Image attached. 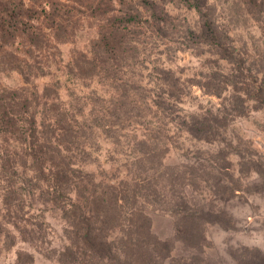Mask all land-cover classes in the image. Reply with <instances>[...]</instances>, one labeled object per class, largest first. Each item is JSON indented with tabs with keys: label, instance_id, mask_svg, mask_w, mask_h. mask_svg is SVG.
I'll return each instance as SVG.
<instances>
[{
	"label": "trees",
	"instance_id": "16d2710c",
	"mask_svg": "<svg viewBox=\"0 0 264 264\" xmlns=\"http://www.w3.org/2000/svg\"><path fill=\"white\" fill-rule=\"evenodd\" d=\"M176 7L195 18L178 19ZM217 9L210 0H0V241L34 249L19 248L15 264H40L35 252L53 254L54 264H151L164 243L152 232L149 206L199 222L203 211L189 207L186 196L164 199L179 175L164 170L171 136L161 118L172 121L186 96L181 76L166 63L174 36L190 49L233 59L235 39ZM84 30L93 31L88 46L64 60L61 46ZM154 38L161 48L151 60L147 44ZM12 72L21 85L2 82ZM47 76L52 83L40 86ZM220 76H203L204 94L221 96L226 85L241 90L247 84L242 73L233 74V82ZM219 112L184 114L183 132L215 140L223 124ZM128 127L132 161L117 173H97L100 144L122 146ZM180 203L188 209L173 208ZM55 214L64 222L58 247L48 240L46 224ZM165 251L170 255L167 244Z\"/></svg>",
	"mask_w": 264,
	"mask_h": 264
},
{
	"label": "rangeland",
	"instance_id": "374dc122",
	"mask_svg": "<svg viewBox=\"0 0 264 264\" xmlns=\"http://www.w3.org/2000/svg\"><path fill=\"white\" fill-rule=\"evenodd\" d=\"M210 1L217 5L221 24L230 28L235 39L234 57L231 62L218 59L188 48L182 37L174 36L169 43L170 62L166 63L181 76L186 96L178 105L180 109L173 113L172 121L168 122L169 117L161 118L162 127L171 136L164 170L179 175L164 199L180 202L179 194L184 195L189 207L203 211V216L199 222H181L178 214L164 211L159 205L149 206L152 232L164 243L160 245L164 251L155 254L151 264H264V4L253 7L244 0ZM172 12L180 20L195 18L193 12L182 7L172 8ZM92 34L93 31L84 30L74 42L62 45V58L67 60L74 48H86ZM160 48L156 38L151 39L147 44L148 58H158ZM151 64L143 73L147 79ZM59 66L54 65L52 72L56 75L61 72ZM211 71H217L220 77L227 76L231 82L235 80L233 74L242 73L247 84H242L241 90L234 83L226 85L221 96L204 94L201 82ZM52 81L47 76L37 83L44 86ZM2 82L9 87L22 84L15 72L3 77ZM61 84H67L63 94L68 95L64 96L71 97L69 79H63ZM201 108L220 111L223 124L215 140L197 139L183 132V115ZM124 134L128 137L122 146L100 144L99 162L94 165L97 173H117L124 170L121 164L132 161L133 132L128 127ZM183 182L190 184L184 186ZM184 207L180 203L173 208ZM49 218L48 240L58 247L64 222L57 214ZM165 243L170 247V255H166ZM22 247L34 250L22 243L7 247L0 241V264H15L17 250ZM35 255L40 264L55 263L53 254ZM138 259H142L141 255Z\"/></svg>",
	"mask_w": 264,
	"mask_h": 264
}]
</instances>
